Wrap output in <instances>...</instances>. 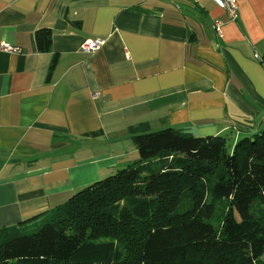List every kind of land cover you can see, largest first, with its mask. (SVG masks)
<instances>
[{
    "label": "crops",
    "instance_id": "0c3cea01",
    "mask_svg": "<svg viewBox=\"0 0 264 264\" xmlns=\"http://www.w3.org/2000/svg\"><path fill=\"white\" fill-rule=\"evenodd\" d=\"M237 2L233 21L213 0H0V42L21 48L0 50V238L138 159L132 124L232 145L263 128L264 0Z\"/></svg>",
    "mask_w": 264,
    "mask_h": 264
},
{
    "label": "trees",
    "instance_id": "16d2710c",
    "mask_svg": "<svg viewBox=\"0 0 264 264\" xmlns=\"http://www.w3.org/2000/svg\"><path fill=\"white\" fill-rule=\"evenodd\" d=\"M52 36L35 32L39 51ZM127 134L139 158L29 219V230L4 229L0 264H264V127L230 147L223 134L147 121Z\"/></svg>",
    "mask_w": 264,
    "mask_h": 264
},
{
    "label": "built area",
    "instance_id": "2783aa9c",
    "mask_svg": "<svg viewBox=\"0 0 264 264\" xmlns=\"http://www.w3.org/2000/svg\"><path fill=\"white\" fill-rule=\"evenodd\" d=\"M217 5H219L228 15L230 20H237L239 15V6L237 0H213ZM214 26L219 34L221 31V22L216 20ZM104 44V39L102 38H87L82 44V50L86 53L99 50ZM0 50H4L10 53H18L21 48L7 41L0 42Z\"/></svg>",
    "mask_w": 264,
    "mask_h": 264
},
{
    "label": "rangeland",
    "instance_id": "374dc122",
    "mask_svg": "<svg viewBox=\"0 0 264 264\" xmlns=\"http://www.w3.org/2000/svg\"><path fill=\"white\" fill-rule=\"evenodd\" d=\"M228 147H230L231 145H232V142L231 141H229L228 143ZM139 154V153H138ZM139 157V156H138ZM137 157V158H138ZM31 227H28V229L27 230H29ZM26 232H28V231H26ZM262 260H263V262H264V253H263V255H262Z\"/></svg>",
    "mask_w": 264,
    "mask_h": 264
}]
</instances>
